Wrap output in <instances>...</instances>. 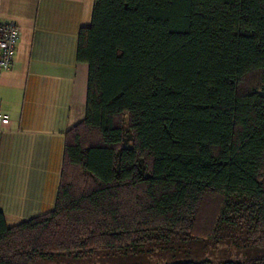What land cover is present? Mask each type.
<instances>
[{
  "label": "trees",
  "instance_id": "trees-1",
  "mask_svg": "<svg viewBox=\"0 0 264 264\" xmlns=\"http://www.w3.org/2000/svg\"><path fill=\"white\" fill-rule=\"evenodd\" d=\"M77 61L86 114L55 208L11 227L0 212V264H141L225 231L264 239V0H96Z\"/></svg>",
  "mask_w": 264,
  "mask_h": 264
},
{
  "label": "crops",
  "instance_id": "crops-1",
  "mask_svg": "<svg viewBox=\"0 0 264 264\" xmlns=\"http://www.w3.org/2000/svg\"><path fill=\"white\" fill-rule=\"evenodd\" d=\"M96 0H0V20L21 30L12 70L0 79V212L15 225L54 210L66 134L86 114L89 66L78 34ZM14 226V225H13Z\"/></svg>",
  "mask_w": 264,
  "mask_h": 264
},
{
  "label": "rangeland",
  "instance_id": "rangeland-1",
  "mask_svg": "<svg viewBox=\"0 0 264 264\" xmlns=\"http://www.w3.org/2000/svg\"><path fill=\"white\" fill-rule=\"evenodd\" d=\"M14 220H8V225L11 227L15 225ZM226 233V234H225ZM220 233V242L210 241L204 243H193L190 245H177L173 250H156L153 255L148 258L135 259L141 264H165L175 259L181 260L188 255L193 259L201 261H212L216 264H222L225 262H246L250 260H263L264 261V239L257 238L255 244H252L251 238L247 237V232L233 231L232 233L225 231ZM100 261V260H98ZM103 261V260H101ZM134 261V260H133ZM126 258L117 257L115 260H104L107 264H123L133 263ZM136 261V262H137ZM68 260L61 261H46L38 260L35 264H69Z\"/></svg>",
  "mask_w": 264,
  "mask_h": 264
},
{
  "label": "built area",
  "instance_id": "built-area-1",
  "mask_svg": "<svg viewBox=\"0 0 264 264\" xmlns=\"http://www.w3.org/2000/svg\"><path fill=\"white\" fill-rule=\"evenodd\" d=\"M20 39L21 30L17 23L0 20V79L12 70ZM9 124V117L2 113L0 107V129Z\"/></svg>",
  "mask_w": 264,
  "mask_h": 264
}]
</instances>
